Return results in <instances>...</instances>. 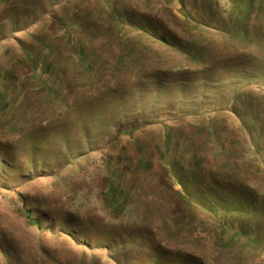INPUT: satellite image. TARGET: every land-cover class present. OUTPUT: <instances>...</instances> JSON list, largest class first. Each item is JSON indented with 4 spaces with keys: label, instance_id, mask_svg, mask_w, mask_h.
Masks as SVG:
<instances>
[{
    "label": "rangeland",
    "instance_id": "obj_1",
    "mask_svg": "<svg viewBox=\"0 0 264 264\" xmlns=\"http://www.w3.org/2000/svg\"><path fill=\"white\" fill-rule=\"evenodd\" d=\"M0 264H264V0H0Z\"/></svg>",
    "mask_w": 264,
    "mask_h": 264
}]
</instances>
